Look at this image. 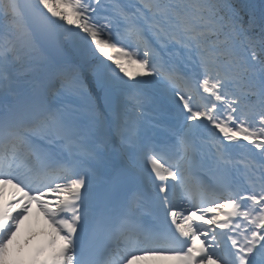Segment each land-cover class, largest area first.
Listing matches in <instances>:
<instances>
[{"label": "snow or ice", "instance_id": "snow-or-ice-1", "mask_svg": "<svg viewBox=\"0 0 264 264\" xmlns=\"http://www.w3.org/2000/svg\"><path fill=\"white\" fill-rule=\"evenodd\" d=\"M163 261L264 264V0H0V264Z\"/></svg>", "mask_w": 264, "mask_h": 264}, {"label": "rangeland", "instance_id": "rangeland-1", "mask_svg": "<svg viewBox=\"0 0 264 264\" xmlns=\"http://www.w3.org/2000/svg\"><path fill=\"white\" fill-rule=\"evenodd\" d=\"M134 70V69H130ZM8 194H5V198H7ZM54 197V194H49V199L51 200ZM47 230L44 218L42 215L34 214L30 218L29 221H26L21 226V241L28 238L29 236L33 237L32 244H36V240L44 235L45 231ZM41 234V235H40ZM158 264H169L167 261L158 262Z\"/></svg>", "mask_w": 264, "mask_h": 264}, {"label": "bare ground", "instance_id": "bare-ground-1", "mask_svg": "<svg viewBox=\"0 0 264 264\" xmlns=\"http://www.w3.org/2000/svg\"><path fill=\"white\" fill-rule=\"evenodd\" d=\"M7 191L11 192L12 189L9 187V188L7 189ZM7 191H6V192H7ZM40 241H42V239H40L38 242H37V241H36V242L39 243Z\"/></svg>", "mask_w": 264, "mask_h": 264}]
</instances>
